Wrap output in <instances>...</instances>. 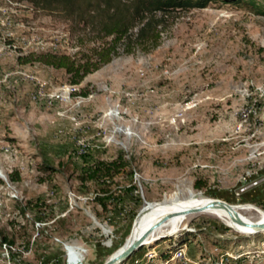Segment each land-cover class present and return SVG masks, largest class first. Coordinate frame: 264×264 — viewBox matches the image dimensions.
<instances>
[{"label": "rangeland", "instance_id": "obj_1", "mask_svg": "<svg viewBox=\"0 0 264 264\" xmlns=\"http://www.w3.org/2000/svg\"><path fill=\"white\" fill-rule=\"evenodd\" d=\"M154 17L155 47L119 52L71 85L62 69L16 56L72 55L93 35L59 12L0 0V236L14 238L0 241V264H68V248L78 255L70 264H101L153 207L190 191L264 214V0ZM118 152L129 166L111 186L123 199L103 210L76 176L87 156ZM185 209L120 264H264V230L247 234L207 212L175 215ZM36 211L50 217L42 230ZM259 212L238 214L255 222Z\"/></svg>", "mask_w": 264, "mask_h": 264}, {"label": "trees", "instance_id": "obj_2", "mask_svg": "<svg viewBox=\"0 0 264 264\" xmlns=\"http://www.w3.org/2000/svg\"><path fill=\"white\" fill-rule=\"evenodd\" d=\"M26 1L34 7L52 12H59L73 25H81L87 34L93 35L90 42L80 40L78 46L82 49L72 55L55 52H30L16 56L20 64L41 63L56 69H62L67 75V81L71 85H77L83 77L98 69L101 65L108 63L119 52L131 53L134 48L141 51H148L155 47L159 40V30L155 13L161 15L172 10H187L191 8L205 7L213 0H19ZM222 2H244L245 0H220ZM135 29V31H133ZM45 168L50 165L43 162ZM129 166V162L118 152L109 160L84 158L77 173V180L80 185L87 188L94 186L93 200L103 210L108 204L117 206L123 199L121 190H116L111 185L113 178L118 176ZM130 169V168H129ZM132 171V170H131ZM131 174V172H129ZM11 180L17 177L10 176ZM198 187V186H195ZM133 184L128 183L123 187V193L131 191ZM27 201L20 208L21 215L25 214V205L32 207ZM31 209V208H30ZM135 212H130L129 219H133ZM136 216V215H135ZM34 223L42 224L41 230L47 225L50 217L34 213ZM135 219V217H134ZM53 220L52 224H56ZM2 243L12 244L13 237L1 234ZM170 250H163L157 256L161 261L168 262ZM46 258V257H45ZM151 263L146 260L140 264ZM154 264V263H153Z\"/></svg>", "mask_w": 264, "mask_h": 264}, {"label": "bare ground", "instance_id": "obj_3", "mask_svg": "<svg viewBox=\"0 0 264 264\" xmlns=\"http://www.w3.org/2000/svg\"><path fill=\"white\" fill-rule=\"evenodd\" d=\"M186 196L183 198H180L176 195V197L174 198L173 202L166 204V205H161V206H157V207H153L152 210L150 211V215L147 218V220L144 223L139 224L135 230L132 232L133 235L131 236V239L128 240L125 244H127L128 242H130L132 239L136 238L137 235H139L143 230H145V228H147L149 225H151L153 222H155L158 218H160L161 216L164 215H168L170 216L172 213L176 212L177 210L181 209V208H201L203 206H205V203L208 201H204L202 196H196L193 194V192H186L185 193ZM151 203H146V206L150 205ZM254 210L259 212L258 210H256L255 208L251 207V206H245V207H236L235 211L239 212V210ZM144 210V207L141 209L140 212H142ZM183 211V210H182ZM176 213L175 215H177L178 217H182L184 218L185 215L183 216L181 214V212ZM139 212V213H140ZM198 212H207L210 213L214 216H217L219 218H223L229 221V223L231 225H233L235 228L240 229V230H246L249 231L248 228L239 225L238 223H236L232 218H231V211H228L225 208H219V207H209V208H203L202 210L198 211ZM138 213V214H139ZM262 216L261 221H264V214L259 212ZM138 214L136 215V217L138 216ZM238 216L244 220V221H250L248 219H245L244 217L240 216L238 214ZM170 218V217H168ZM167 220V219H166ZM149 237V236H148ZM145 240V243H147V239ZM72 248H68V264H70L72 261L77 260L78 259V255L76 254V251L73 250V252L71 251ZM118 251H116L114 254H116ZM78 261V260H77ZM81 260H79L80 262Z\"/></svg>", "mask_w": 264, "mask_h": 264}, {"label": "water", "instance_id": "obj_4", "mask_svg": "<svg viewBox=\"0 0 264 264\" xmlns=\"http://www.w3.org/2000/svg\"><path fill=\"white\" fill-rule=\"evenodd\" d=\"M236 205L229 204L221 199L216 198H210L208 202L205 203V206L201 208H188L181 212V214L187 215L189 213L198 212L202 210L203 208H209V207H219V208H225L228 211H231V218L238 223L239 225H242L249 229L247 231V234L256 233L259 231L264 230V221H244L242 220L237 212L235 211ZM168 218V215L161 216L158 218L155 222H153L151 225H149L145 230H143L139 235L136 236V238L132 239L127 244L123 245L119 252L116 254H112L108 256L101 264H120L125 259H127L130 254H132L134 251L138 250L142 245L145 244L146 238L153 233V231L158 228L166 219Z\"/></svg>", "mask_w": 264, "mask_h": 264}, {"label": "built area", "instance_id": "obj_5", "mask_svg": "<svg viewBox=\"0 0 264 264\" xmlns=\"http://www.w3.org/2000/svg\"><path fill=\"white\" fill-rule=\"evenodd\" d=\"M244 181H245V179H244ZM257 182H258L257 179H253V180H251V182L247 183V186L256 185ZM247 186L246 185L241 186L240 191H243L244 189H246ZM8 247H10V246L8 245ZM67 255H68V253H67ZM179 255H181V252L177 251L176 256H179ZM66 259L68 260V256L66 257Z\"/></svg>", "mask_w": 264, "mask_h": 264}]
</instances>
